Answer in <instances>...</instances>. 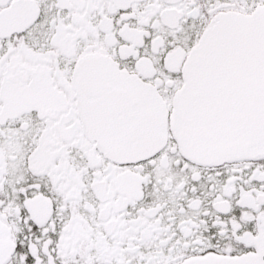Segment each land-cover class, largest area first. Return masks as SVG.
Wrapping results in <instances>:
<instances>
[{"label": "snow or ice", "instance_id": "1", "mask_svg": "<svg viewBox=\"0 0 264 264\" xmlns=\"http://www.w3.org/2000/svg\"><path fill=\"white\" fill-rule=\"evenodd\" d=\"M0 264H264V0H0Z\"/></svg>", "mask_w": 264, "mask_h": 264}]
</instances>
